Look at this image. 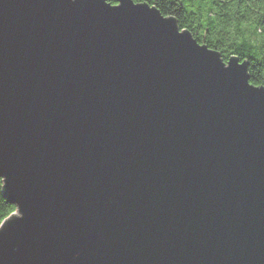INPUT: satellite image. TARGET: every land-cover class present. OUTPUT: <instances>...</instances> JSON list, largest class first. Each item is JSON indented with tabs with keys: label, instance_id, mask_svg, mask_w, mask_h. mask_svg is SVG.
<instances>
[{
	"label": "water",
	"instance_id": "1",
	"mask_svg": "<svg viewBox=\"0 0 264 264\" xmlns=\"http://www.w3.org/2000/svg\"><path fill=\"white\" fill-rule=\"evenodd\" d=\"M147 2L0 0V264H264V86Z\"/></svg>",
	"mask_w": 264,
	"mask_h": 264
},
{
	"label": "trees",
	"instance_id": "2",
	"mask_svg": "<svg viewBox=\"0 0 264 264\" xmlns=\"http://www.w3.org/2000/svg\"><path fill=\"white\" fill-rule=\"evenodd\" d=\"M134 1L147 2L163 15L174 16L181 30H189L200 43L218 51L225 62L231 55L245 60L250 82L264 86V0ZM2 186L0 176V223L16 210L2 193Z\"/></svg>",
	"mask_w": 264,
	"mask_h": 264
},
{
	"label": "rangeland",
	"instance_id": "3",
	"mask_svg": "<svg viewBox=\"0 0 264 264\" xmlns=\"http://www.w3.org/2000/svg\"><path fill=\"white\" fill-rule=\"evenodd\" d=\"M247 33H248V31H247ZM223 60V59H222ZM2 222V221H1ZM1 224V223H0Z\"/></svg>",
	"mask_w": 264,
	"mask_h": 264
}]
</instances>
